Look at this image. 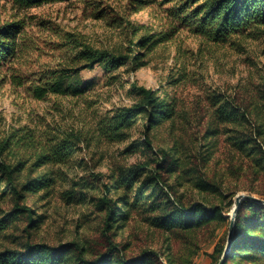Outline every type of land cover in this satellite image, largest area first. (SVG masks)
<instances>
[{
  "label": "rangeland",
  "instance_id": "rangeland-1",
  "mask_svg": "<svg viewBox=\"0 0 264 264\" xmlns=\"http://www.w3.org/2000/svg\"><path fill=\"white\" fill-rule=\"evenodd\" d=\"M98 5L103 9L102 17H96ZM170 6L156 3L134 12L127 6V0H68L18 10L10 0H0V24L13 20L24 22L19 54L9 75L32 77L45 69L82 64L74 61L75 48L62 40L65 35H72L75 40L98 50L131 56L142 51L130 44L132 28L139 29L138 34L168 29L173 21ZM115 18L127 20L133 27L128 24L113 27L111 23ZM79 77L86 92L78 99L49 96L37 100L28 94L25 86L15 87L9 82L1 85L0 136L22 125L38 131L52 128L53 133L81 127L89 130L107 110L132 106L138 101V95L132 91L133 84L157 90L159 95L175 96L178 113L174 119L147 132L151 149L142 146L125 151L130 141L145 140L144 113L128 129L130 137L121 142L98 143L92 137L90 145L81 144V150L64 171L75 178L85 172L82 189L85 201L78 197L73 200L60 197L59 192L67 188V184L56 185L48 195L41 191L29 194L26 203L35 214L43 216L38 226L27 230L31 231L30 240L50 245L76 240L84 242L88 248L96 246L103 213L91 200V196H98L99 186L88 175L97 171L107 175L118 165L135 166L160 155L161 150H171L174 156L176 146L182 160L178 173L162 176L173 184L170 198L180 199L186 207L195 202L219 205L223 207L221 213L225 220H207L200 227L186 231L162 230L151 224L143 206H134L129 218L115 231V240L127 243L123 249L126 256L153 251L162 264H171L161 254L170 247L171 251L166 254L172 256L175 264H213L214 257L218 256L217 248L226 240L234 197L246 193L264 199V169L256 173L254 157L237 151L224 134L209 139L203 137L210 123L208 109L212 102L209 96L223 94L250 110L253 117L256 116L255 123L261 125V136L258 138L255 133L253 136L264 151V32L233 36L226 42L215 43L182 25L171 40L159 43L134 63L127 61L113 72L97 63L80 70ZM202 148L203 153L205 149L211 153L203 157L198 172L216 186L212 192L199 188L194 181L196 173L191 172V159L195 161L196 151ZM151 166L145 167L148 170ZM161 187L167 191L165 185ZM117 194L112 191V198ZM131 198L133 201V193ZM24 225L25 219L21 218L7 231L17 236L16 240H23L27 235Z\"/></svg>",
  "mask_w": 264,
  "mask_h": 264
},
{
  "label": "trees",
  "instance_id": "trees-1",
  "mask_svg": "<svg viewBox=\"0 0 264 264\" xmlns=\"http://www.w3.org/2000/svg\"><path fill=\"white\" fill-rule=\"evenodd\" d=\"M10 1L18 10H25L68 0ZM156 3L171 5L169 12L173 21L168 29L157 33L138 34L139 29L132 28L134 40L131 38L130 44L142 51L128 56L98 50L75 40L72 35H65L61 37L62 40L75 48L74 61H81L82 64L45 69L32 77L9 75L19 54V38L24 22L13 20L0 24V86L7 82L15 87L25 86L28 94L37 100L49 96L78 99L86 92L85 86H81L80 70L100 63L106 71L113 72L127 61L134 63L159 43L171 40L182 25L191 27L194 33L215 43L226 42L233 36L264 32V0H127V6L132 7L134 12ZM97 7L99 11L96 17H102L103 9L100 5ZM122 20L115 18L111 25L121 27L128 24L133 27L129 21ZM132 91L139 98L134 105L107 110L89 130L81 127L79 130H58L53 133L52 128L38 131L22 125L0 136V264H162L158 254L153 251L144 250L138 256H126L123 249L127 243L115 240V231L129 218L134 206H143L149 213L151 224L162 230L186 231L200 227L207 220H225L221 213L223 207L219 205L195 202L186 207L180 199L175 201L170 198L173 184H169L162 176L167 174L170 177L178 173L182 160L175 146L174 156L171 150H161L160 155L135 166L118 165L110 174L97 171L96 174L88 175L99 186L98 196H91V200L96 209L103 213L96 246L88 248L84 242L76 240L57 245L30 240L31 231L27 230L38 226L43 216L35 214L26 203L29 194L41 191L48 195L56 185L67 184L68 187L59 192L60 197L67 200L78 197L80 201H85V192L82 190L86 182L85 172L75 178L69 177L64 171L65 167H70L78 150H81V144L90 145L92 137L98 143L121 142L130 137L128 129L144 113L145 140L130 141L125 151H134L142 146L151 149L147 132L177 115L175 96L159 95L157 90L135 84L132 85ZM209 97L212 102L208 109L210 123L203 137L209 139L224 134L237 151L254 157L253 170L256 173L263 171L264 151L260 150L257 138L253 136L255 133L259 138L262 134L261 125L254 121L256 116L253 117L246 107L238 105L234 98L223 94ZM202 151L203 148L196 151L193 157L195 161H187L192 167L191 172L196 173L195 184L202 190L212 192L216 186L198 172L203 157L211 153L208 149L204 153ZM149 165L152 168L147 170L145 166ZM144 172H147L146 176ZM161 185H165L167 191H163ZM112 191L118 193L115 198H112ZM21 218L25 219L24 231L27 235L22 237L23 240H16L17 236L7 230ZM225 243L217 248L218 256L214 257L213 264L218 263ZM169 251L171 248L167 247L161 254L171 264H175L172 256L166 254ZM222 264H264V204L241 200L233 222L231 244Z\"/></svg>",
  "mask_w": 264,
  "mask_h": 264
},
{
  "label": "water",
  "instance_id": "water-1",
  "mask_svg": "<svg viewBox=\"0 0 264 264\" xmlns=\"http://www.w3.org/2000/svg\"><path fill=\"white\" fill-rule=\"evenodd\" d=\"M241 200H250V201H254V202H257V203L264 204V199L256 197V196H253L251 194L239 193V194H237L234 197V200H233L234 204H233V207H232V210H231V216H230V221H229V225H228L226 243H225V246H224L223 253H222V255H221V257H220V259H219L217 264H222L224 256L229 250V247H230V244H231V239H232L234 217H235V214L237 212V209L239 207V204H240Z\"/></svg>",
  "mask_w": 264,
  "mask_h": 264
}]
</instances>
